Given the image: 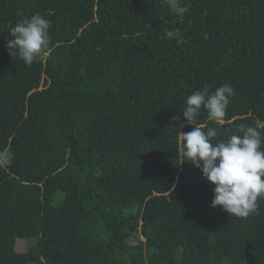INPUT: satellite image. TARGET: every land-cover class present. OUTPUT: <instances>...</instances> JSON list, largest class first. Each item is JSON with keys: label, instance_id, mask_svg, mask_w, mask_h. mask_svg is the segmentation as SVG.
<instances>
[{"label": "trees", "instance_id": "16d2710c", "mask_svg": "<svg viewBox=\"0 0 264 264\" xmlns=\"http://www.w3.org/2000/svg\"><path fill=\"white\" fill-rule=\"evenodd\" d=\"M178 7L0 0V264H264V199L247 217L211 207L179 151L205 86L234 88L217 139L264 121V0ZM34 14L49 44L26 65L6 45ZM197 125L215 126L203 108Z\"/></svg>", "mask_w": 264, "mask_h": 264}, {"label": "clouds", "instance_id": "9594fccd", "mask_svg": "<svg viewBox=\"0 0 264 264\" xmlns=\"http://www.w3.org/2000/svg\"><path fill=\"white\" fill-rule=\"evenodd\" d=\"M168 6L180 12L178 0H167ZM50 22L39 14L24 18L9 33L7 41L12 57L30 65L49 44ZM170 40L179 43V30L166 32ZM234 88L227 84L211 91L207 86L187 96L183 117L190 132H180L179 151L182 161L199 169L202 176L215 185L211 207L221 206L222 210L236 217H247L258 208V200L264 199V121L257 120L254 126H240L239 134L225 138L221 126ZM206 110L208 119L215 126L197 125L201 109ZM10 163V153H0V165Z\"/></svg>", "mask_w": 264, "mask_h": 264}, {"label": "rangeland", "instance_id": "374dc122", "mask_svg": "<svg viewBox=\"0 0 264 264\" xmlns=\"http://www.w3.org/2000/svg\"><path fill=\"white\" fill-rule=\"evenodd\" d=\"M17 247H18V249L21 251H23V250H26V246H25V243H24V241H18V243H17Z\"/></svg>", "mask_w": 264, "mask_h": 264}]
</instances>
